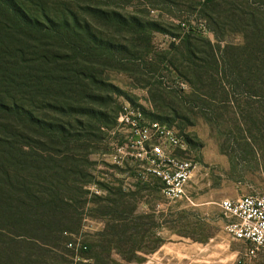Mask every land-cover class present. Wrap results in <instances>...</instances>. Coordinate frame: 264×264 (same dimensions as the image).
I'll list each match as a JSON object with an SVG mask.
<instances>
[{
	"label": "trees",
	"instance_id": "obj_1",
	"mask_svg": "<svg viewBox=\"0 0 264 264\" xmlns=\"http://www.w3.org/2000/svg\"><path fill=\"white\" fill-rule=\"evenodd\" d=\"M102 2L0 0V264H104L88 241L78 253L67 246L82 228L89 186L102 188L88 148L110 125L101 96L115 88L104 71L139 73L128 63H143L162 99L151 116L169 127L163 113L182 117L163 97L157 63L189 85L186 105L210 100L230 109L237 130L248 119L264 130V0H203L216 43L184 32L166 53L153 45L155 32H167L157 21ZM235 33L243 45L226 43ZM118 194L108 200L116 212L102 214L114 222L101 235L110 246L137 225L125 211L118 216Z\"/></svg>",
	"mask_w": 264,
	"mask_h": 264
},
{
	"label": "rangeland",
	"instance_id": "obj_2",
	"mask_svg": "<svg viewBox=\"0 0 264 264\" xmlns=\"http://www.w3.org/2000/svg\"><path fill=\"white\" fill-rule=\"evenodd\" d=\"M101 1L123 14L144 15L157 21L167 31L153 34L157 53H166L171 43H180L184 35L182 24L194 26L199 31L205 28L199 6L203 0ZM207 35L203 36L216 43L212 32ZM226 43L243 45V37L238 33L229 35ZM157 65L158 71L154 74L165 76L163 97L167 103L175 105L182 118L179 120L169 112L162 115L183 136L187 157L196 163L188 187L190 199L169 203L158 190L145 187L138 188L133 194L121 191L120 197L118 178L114 177L115 169L108 159L119 138L117 119L121 107L126 102L143 105L147 108L146 117L155 120L151 116L158 113L154 102L162 100L160 90L149 79L150 72L143 63H128V69L136 71L138 67L141 72L104 71V77L115 88L112 94L102 93L101 96L105 104L102 111L108 116L110 125L95 132L96 139L93 138L88 148L92 152L88 158L89 170L102 188L95 184L89 186L82 228L75 234L81 236L84 242L96 245L95 255L104 264H264V252L253 259L245 257L251 245L236 241L227 233L228 220L219 207L224 198L264 193V130L254 129L250 119L243 131L237 130L230 109L210 100H204L196 107L187 106L184 99L191 94L189 85L173 71L167 70L164 64ZM142 72L147 76L140 74ZM260 116L263 119L264 113ZM261 125L264 127V122ZM93 187L104 193L96 194L90 189ZM111 192L119 193L118 199L121 198L125 204L120 208L118 206V216L125 211L129 215L128 220H133L132 225L137 224L134 231L129 230L127 234L115 237L116 245L112 246L103 242L101 237L114 223L108 216L102 215L115 211L108 202L113 197ZM146 195L149 201H163L164 209L154 213L141 212L138 204ZM125 223L118 222L119 233L124 232L122 225ZM161 247L163 255L155 256Z\"/></svg>",
	"mask_w": 264,
	"mask_h": 264
},
{
	"label": "built area",
	"instance_id": "obj_3",
	"mask_svg": "<svg viewBox=\"0 0 264 264\" xmlns=\"http://www.w3.org/2000/svg\"><path fill=\"white\" fill-rule=\"evenodd\" d=\"M182 28L184 32L199 31L186 24H182ZM199 32L210 35L206 27ZM146 111L147 108L140 104L126 102L122 105L117 119L121 137L115 144L113 159L116 163L129 161L144 176L158 179L161 192L169 203L189 200L188 187L196 163L187 157L186 142L175 128L148 119ZM92 190L100 193L95 187ZM219 207L228 220L227 233L234 240L251 245L245 257L253 259L264 252V193L224 198ZM71 237L69 249L76 253L86 250L81 236Z\"/></svg>",
	"mask_w": 264,
	"mask_h": 264
},
{
	"label": "crops",
	"instance_id": "obj_4",
	"mask_svg": "<svg viewBox=\"0 0 264 264\" xmlns=\"http://www.w3.org/2000/svg\"><path fill=\"white\" fill-rule=\"evenodd\" d=\"M118 137H119L118 138L119 141L121 135L119 134ZM114 153L115 152L113 149V153L109 155L108 162L115 169L113 175L115 178H118V188L122 192L126 194L128 193L133 194L136 193V190L138 188L145 187L146 189H150V190L151 189L158 190L163 197V194L161 192V184L158 179H156L153 176H144V174L139 169H137L136 165H134L129 161L116 163L113 159ZM96 190H98L100 193L102 192V190L99 189ZM148 198L149 196L146 195L139 202L138 209L141 212L148 213L150 211L151 213H154L155 211H160L164 209L165 203L163 201L152 202L149 201ZM162 252H163V247H161L158 250V252L155 253V256H162L163 255Z\"/></svg>",
	"mask_w": 264,
	"mask_h": 264
}]
</instances>
